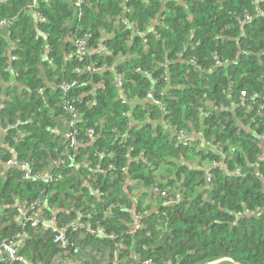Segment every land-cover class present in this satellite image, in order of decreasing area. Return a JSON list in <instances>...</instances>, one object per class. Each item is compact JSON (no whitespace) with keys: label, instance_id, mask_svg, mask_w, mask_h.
Returning a JSON list of instances; mask_svg holds the SVG:
<instances>
[{"label":"trees","instance_id":"trees-1","mask_svg":"<svg viewBox=\"0 0 264 264\" xmlns=\"http://www.w3.org/2000/svg\"><path fill=\"white\" fill-rule=\"evenodd\" d=\"M5 242L28 264H264V0H0Z\"/></svg>","mask_w":264,"mask_h":264},{"label":"built area","instance_id":"built-area-1","mask_svg":"<svg viewBox=\"0 0 264 264\" xmlns=\"http://www.w3.org/2000/svg\"><path fill=\"white\" fill-rule=\"evenodd\" d=\"M259 2V0H256ZM78 4L84 2V0H77ZM123 23L127 26H129V23L127 21H123ZM241 26H243V22H241ZM78 46L80 47V49H84V52L88 46V42L87 41H82L78 43ZM104 50H106V48H103ZM118 80L120 81V78L118 77ZM120 86L122 87V85L120 84ZM70 89V86H65L62 88V90L67 91ZM242 96L245 97L246 94L242 93ZM149 98H153L154 96L152 94L149 95ZM67 138H69L71 140L72 144H78L77 138L74 135H68ZM21 211H23V209H21ZM137 229H139V226H137ZM61 235L57 238V241H64V236H63V232H60ZM0 255L1 256H6L9 261L11 262H18L21 264H28L27 261L25 260V258L23 256L20 255L19 253V247L11 242V243H2L0 245Z\"/></svg>","mask_w":264,"mask_h":264},{"label":"water","instance_id":"water-1","mask_svg":"<svg viewBox=\"0 0 264 264\" xmlns=\"http://www.w3.org/2000/svg\"><path fill=\"white\" fill-rule=\"evenodd\" d=\"M224 261H229V260H220V261L212 262V263H208V264H220L221 262H224ZM236 264H238V263H236Z\"/></svg>","mask_w":264,"mask_h":264}]
</instances>
